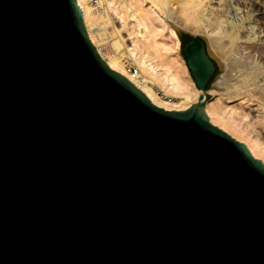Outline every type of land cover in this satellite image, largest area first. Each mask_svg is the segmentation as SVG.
I'll list each match as a JSON object with an SVG mask.
<instances>
[{
    "label": "water",
    "instance_id": "1",
    "mask_svg": "<svg viewBox=\"0 0 264 264\" xmlns=\"http://www.w3.org/2000/svg\"><path fill=\"white\" fill-rule=\"evenodd\" d=\"M182 46L200 94L165 110L75 0H0V264H264V164L204 114L205 40Z\"/></svg>",
    "mask_w": 264,
    "mask_h": 264
},
{
    "label": "rangeland",
    "instance_id": "2",
    "mask_svg": "<svg viewBox=\"0 0 264 264\" xmlns=\"http://www.w3.org/2000/svg\"><path fill=\"white\" fill-rule=\"evenodd\" d=\"M138 1V6L134 4L133 7L136 5L138 8L143 7L146 9L153 3L160 11L163 9L166 12L168 11V17L165 20L168 25L175 28L177 37L179 35L181 39L180 42L178 38L179 45L175 47L167 38L168 52L161 51V55L156 61L159 64L162 62L167 64L171 72L175 74L179 72L183 77L190 79L193 86L196 87L186 67L181 50L183 42L186 41L184 35L201 36L206 42L208 54L217 63L215 76L207 89L209 94L207 101H211L216 94L224 102L249 113L250 122H254L256 125L253 123L254 132L259 133L258 135L264 141V126L256 120V107L252 106L253 104L264 106V62L259 61L258 58L259 53H261L259 43L264 41V0H257L261 8L254 7L252 5L253 0H241V2L243 1L242 4L237 2L238 0ZM218 2L222 6L221 9L215 6V3ZM243 8L251 14L243 20L236 19V17L239 18L236 12ZM256 12L262 14L255 17L253 14ZM225 18L231 22L229 24L225 23ZM124 34L122 32L123 36ZM209 41L211 45H207ZM104 47H107L110 52L117 51L118 58L121 60L126 72L137 74L139 80L143 81L160 100L169 103L178 102V100L167 94L164 82H161L160 77H158L162 68L158 67L156 69L158 74L155 76L152 73L140 70L123 46L115 49L111 42L107 41ZM129 66L131 67L130 72L127 68Z\"/></svg>",
    "mask_w": 264,
    "mask_h": 264
},
{
    "label": "bare ground",
    "instance_id": "3",
    "mask_svg": "<svg viewBox=\"0 0 264 264\" xmlns=\"http://www.w3.org/2000/svg\"><path fill=\"white\" fill-rule=\"evenodd\" d=\"M137 1L75 0V3L80 10L84 29L91 45L108 68L125 77L135 88L142 92L150 103L160 106L165 110H185L197 102L200 91L193 86L190 79L183 77L179 72L176 74L171 72L167 64L163 62L159 64L156 61L160 57L161 51L168 52L167 38L170 39V42L175 47L179 45V37L176 35L175 28L166 22L168 11L166 12L165 9L160 11L153 3L146 9L143 7V9L138 8ZM258 1L253 0L252 5L260 7ZM237 2L242 4L243 1L238 0ZM134 4L137 5H135L136 8L133 7ZM215 4L216 8L220 7L221 9L222 6L219 2ZM233 13L235 14V12ZM236 14L239 15V18L236 17V19L243 20L251 13L243 8L237 11ZM261 14L260 12H256L253 15L259 17ZM230 22L226 19L225 23L229 24ZM122 32L125 33L124 36ZM107 41L111 42V45L115 49L123 46L142 71L156 76L158 74L156 69L158 67L162 68L158 77H160L161 82H164L167 94L178 100V102L169 103L160 100L143 81L139 80L137 74L127 73L123 68L121 60L118 58V52H110L107 47H104ZM208 44L211 45L210 41L207 42ZM259 44L261 53H259L258 58L259 61L264 62V41H261ZM252 106L256 107V120L264 126V106L260 104H253ZM203 111L210 123L218 126L227 132L228 135L245 144L252 157L264 164V141L258 135L259 133L254 132V122H250L249 113L224 102L216 94L211 101L205 102Z\"/></svg>",
    "mask_w": 264,
    "mask_h": 264
},
{
    "label": "trees",
    "instance_id": "4",
    "mask_svg": "<svg viewBox=\"0 0 264 264\" xmlns=\"http://www.w3.org/2000/svg\"><path fill=\"white\" fill-rule=\"evenodd\" d=\"M184 37L186 38V41H187L188 39H191V38H192V37L189 36V35H184Z\"/></svg>",
    "mask_w": 264,
    "mask_h": 264
},
{
    "label": "built area",
    "instance_id": "5",
    "mask_svg": "<svg viewBox=\"0 0 264 264\" xmlns=\"http://www.w3.org/2000/svg\"><path fill=\"white\" fill-rule=\"evenodd\" d=\"M128 68V71L130 72L131 71V67L129 66V67H127Z\"/></svg>",
    "mask_w": 264,
    "mask_h": 264
},
{
    "label": "flooded vegetation",
    "instance_id": "6",
    "mask_svg": "<svg viewBox=\"0 0 264 264\" xmlns=\"http://www.w3.org/2000/svg\"><path fill=\"white\" fill-rule=\"evenodd\" d=\"M184 43V42H183Z\"/></svg>",
    "mask_w": 264,
    "mask_h": 264
}]
</instances>
